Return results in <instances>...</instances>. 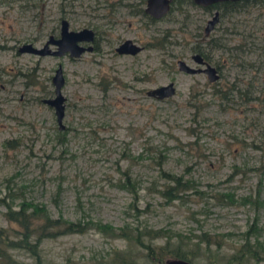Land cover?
Listing matches in <instances>:
<instances>
[{
    "label": "rangeland",
    "instance_id": "374dc122",
    "mask_svg": "<svg viewBox=\"0 0 264 264\" xmlns=\"http://www.w3.org/2000/svg\"><path fill=\"white\" fill-rule=\"evenodd\" d=\"M119 1L0 0V226L15 227L4 217L7 202L88 225L41 239L36 257L8 253L37 264H110L121 256L165 264L167 253L182 249L192 264H264V0L216 5L209 32L212 9L186 8V0L150 23L114 8ZM62 19L69 29L92 28L99 51L75 58L20 51L59 36ZM121 36L150 41L148 62L125 58L127 69L113 71L126 64L113 58ZM194 52L216 80L178 72L176 59L204 67ZM59 65L60 123L45 102ZM133 77L134 96L123 86ZM168 81L171 96L145 94ZM166 185L175 198L160 194ZM110 227L126 234L110 236ZM246 243L252 255L238 251Z\"/></svg>",
    "mask_w": 264,
    "mask_h": 264
},
{
    "label": "trees",
    "instance_id": "16d2710c",
    "mask_svg": "<svg viewBox=\"0 0 264 264\" xmlns=\"http://www.w3.org/2000/svg\"><path fill=\"white\" fill-rule=\"evenodd\" d=\"M248 1V0H247ZM259 1V0H255ZM162 196L169 198H175L173 189L166 185L161 191ZM4 200V198H3ZM6 211L4 212L5 220L8 224L15 226L9 227L0 226V264H37L34 263H24L14 259L9 253V249H27L35 257L38 250V244L41 239L47 236H56L63 233H71L75 230L84 232L88 225L80 221H67L61 217L52 218L46 212L43 215H38L35 212L36 208L29 210L27 205L19 204L18 208L15 209L11 204L5 203ZM35 210V211H34ZM44 212V211H43ZM107 230V229H106ZM105 233L110 236L124 235L125 231L121 232V229H116L110 227ZM200 239H205V241H211L208 237L200 234L198 236ZM31 239H34V241ZM241 254L247 255L253 254L249 249V244L240 245L238 250ZM188 259L189 252L186 250L179 249L177 251H172L167 253V256ZM110 264H136L132 259H127L126 257H118L110 261Z\"/></svg>",
    "mask_w": 264,
    "mask_h": 264
},
{
    "label": "water",
    "instance_id": "95a60500",
    "mask_svg": "<svg viewBox=\"0 0 264 264\" xmlns=\"http://www.w3.org/2000/svg\"><path fill=\"white\" fill-rule=\"evenodd\" d=\"M169 0H147L146 4V10L154 12L155 17H160L165 11L168 9ZM215 0H198V2L205 4H208L209 2H213ZM217 20V13H215L208 21L205 26V31H208L212 28L213 24ZM92 34V30L87 27H83L77 30L69 29L67 21L65 19L61 20L60 24V31L59 36L53 37L50 36L43 48L37 49L33 47L30 43L25 44L21 47L20 51H28L33 53H40V54H51L56 56H61L64 53H69L70 56H79L85 48L79 45L78 43L81 41H87L90 39V36ZM48 44H53L56 46V49L54 51H50L48 49ZM124 44L130 45L132 50L133 47L137 49V46H135L131 40L127 39ZM134 49V50H135ZM119 51L120 49L117 48ZM192 60L197 64H205V68L203 69L207 75L209 81H214L217 79L216 70L213 66L207 64L203 61L201 56L199 54H194L192 56ZM177 67L180 70H184L186 72H195L196 69L189 66L185 61L178 60L177 61ZM53 81L55 83V94L54 97L50 99H46L45 102L49 105L53 106L55 109V115L57 118L58 123L61 122L62 116H63V97L59 92V86L62 83V77H61V69L60 67H57L54 76ZM147 95L156 97L158 99H161L163 97H169L174 93V87L172 83H166L159 86H156L154 88H151L146 91ZM165 264H192L189 260L183 259V258H177V257H168L164 261Z\"/></svg>",
    "mask_w": 264,
    "mask_h": 264
},
{
    "label": "flooded vegetation",
    "instance_id": "af4514ba",
    "mask_svg": "<svg viewBox=\"0 0 264 264\" xmlns=\"http://www.w3.org/2000/svg\"><path fill=\"white\" fill-rule=\"evenodd\" d=\"M173 1H177V2H179L178 0H169L168 1V5H170V3L171 2H173ZM248 1H251V0H248ZM186 2H187V7L186 8H191V7H202V8H205V9H207V10H211L212 9V16L216 13V10H213L214 9V7H216V5H223V4H241V3H247V0H215V1H213V2H209L208 4H203V3H200V2H198V0H186ZM146 4H147V0H138V2H137V4H134V5H129V4H127L126 2H125V0H122L121 2L119 1L118 3H117V5L116 6H114V8L115 7H119V8H127V14L128 15H130V16H132V17H138V16H140L141 14L142 15H145V16H147L148 17V19H149V23L151 22V21H155L156 20V17L154 16V12H151V11H147L146 10ZM118 12H121V11H118ZM211 16V17H212ZM218 21V15H217V20L215 21V23ZM214 23V24H215ZM214 24H213V26H214ZM125 26L127 27H129V30H131L132 32H133V34L135 33V31L134 30H136V27L135 26H133L132 25V21H130L128 24L126 23L125 24ZM213 26H212V28H213ZM205 28V27H204ZM211 28V29H212ZM120 29L122 30V31H124L125 32V29L123 28V26L121 25V27H120ZM210 29V30H211ZM91 30H92V34H91V36H90V39L89 40H87V41H84V43L86 44V45H84V46H82V47H84L85 48V51H93V50H95V51H99V48H100V46H98V47H94V45H93V40H94V38H95V31L91 28ZM210 30H208V31H206V32H209ZM127 39H129V40H131V42L135 45V46H137V49H135L134 47H133V50H132V48H131V46L128 44V45H126V44H124V42L127 40ZM83 41H81V43H82ZM53 46H55V45H53ZM152 46V43H150V41L148 42V43H137L135 40H134V38H129V37H124V36H121V37H119L118 38V43L116 44V46L114 47V49H113V53H114V60L115 61H118V59L119 58H121V59H124L125 60V63L129 60V61H132V64H134V63H136V62H148V60H149V57H148V55H150V53H149V50H151V49H154L153 47H151ZM55 48H56V46H55ZM96 48V49H95ZM110 48V47H109ZM117 48H119L120 50L118 51L117 50ZM135 49V50H134ZM196 52H194L193 54H191V59H192V56L195 54ZM200 56H201V58L203 59V61L204 62H206V60L204 59V57L200 54V53H198ZM70 58L72 57V58H75L74 56H69ZM112 58V59H113ZM125 58H128V60L126 61V59ZM178 60H183V61H185L184 59H176V61H175V64H176V66H177V61ZM207 63V62H206ZM128 64H130V63H128ZM127 63L126 64H123L122 66H121V68H119V69H117V67H115L116 69H113L112 68V70L113 71H115V72H117V70H122V68H124V70L125 69H127V68H125L126 67V65H128ZM201 66H204V67H196L195 69H196V71L195 72H192V73H188V72H186V71H184V70H180L178 67V72H183V73H188V74H196V73H203V74H205L206 72L203 70L204 68H205V64H201ZM208 76V75H207ZM134 79V80H133ZM135 79H137L136 77H133L131 80H129V81H124L125 83H124V87H125V89L124 90H126L128 93H130L131 95H135V94H137V93H135L136 92V90H139L137 87H135V85H133L136 81H139V79H137V80H135ZM168 82H172L173 84H174V82L173 81H168ZM131 84V85H130ZM108 84H107V82L105 83V86L103 87V88H105L106 86H107ZM145 94H146V91H145ZM53 107V106H52Z\"/></svg>",
    "mask_w": 264,
    "mask_h": 264
},
{
    "label": "bare ground",
    "instance_id": "6f19581e",
    "mask_svg": "<svg viewBox=\"0 0 264 264\" xmlns=\"http://www.w3.org/2000/svg\"><path fill=\"white\" fill-rule=\"evenodd\" d=\"M56 56V55H55ZM72 58V57H71ZM58 67H60V69H61V77H62V83H61V85L59 86V92H60V94L62 95V97H63V101H62V103H63V112H64V108H65V104H64V101H65V97L63 96V94H62V84H63V76H62V66L61 65H59ZM170 83H172V82H170ZM173 84V83H172ZM173 87H174V84H173ZM62 120V119H61Z\"/></svg>",
    "mask_w": 264,
    "mask_h": 264
}]
</instances>
